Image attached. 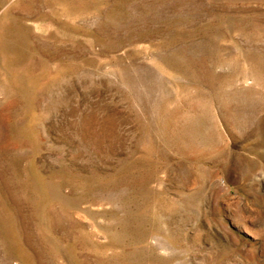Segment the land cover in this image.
I'll use <instances>...</instances> for the list:
<instances>
[{"label": "rangeland", "instance_id": "1", "mask_svg": "<svg viewBox=\"0 0 264 264\" xmlns=\"http://www.w3.org/2000/svg\"><path fill=\"white\" fill-rule=\"evenodd\" d=\"M0 264H264V0H0Z\"/></svg>", "mask_w": 264, "mask_h": 264}]
</instances>
